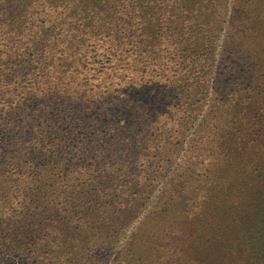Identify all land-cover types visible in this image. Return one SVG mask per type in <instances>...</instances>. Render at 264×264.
I'll return each mask as SVG.
<instances>
[{
    "label": "rangeland",
    "instance_id": "374dc122",
    "mask_svg": "<svg viewBox=\"0 0 264 264\" xmlns=\"http://www.w3.org/2000/svg\"><path fill=\"white\" fill-rule=\"evenodd\" d=\"M109 138L140 155L97 192ZM26 229L58 264H263L264 0H0V247Z\"/></svg>",
    "mask_w": 264,
    "mask_h": 264
},
{
    "label": "trees",
    "instance_id": "16d2710c",
    "mask_svg": "<svg viewBox=\"0 0 264 264\" xmlns=\"http://www.w3.org/2000/svg\"><path fill=\"white\" fill-rule=\"evenodd\" d=\"M128 114V113H127ZM112 140L111 138L107 139L104 141V143L102 144H98V147H100L101 145L105 146V148L107 149L106 152H103L102 150L97 151L95 148L96 146H90L93 148H90V154H92V158L94 159V161L99 162V166H101V168H105L106 172L103 173V176H105V180L107 181L106 183H104L100 188H98V191H110L111 188L107 187L106 185H108L110 183V179L112 185H115V188L120 187L122 180H121V176L124 174L123 170L127 167L128 164H132V158L131 160H127V155L131 156V155H135L136 152H134L131 148L130 144H126L124 148H121L119 150H117L116 148H112ZM92 150V151H91ZM122 151H129L128 154H125ZM96 153L101 154V158L98 159L99 157L96 156ZM138 154V156L140 155V152L137 151L136 155ZM138 156L136 159H138ZM98 157V158H97ZM124 157V158H122ZM142 159V158H141ZM142 165V163H141ZM109 169V170H107ZM140 173V172H139ZM148 174H150V172L147 171V173H145L144 176V180L147 179ZM116 175V176H115ZM113 177V178H112ZM109 182V183H108ZM97 190V189H95ZM115 191L114 189L112 190V194H114ZM107 201V203L109 201H111L109 203V206H112L114 209V203L117 202L115 200H104ZM104 201L102 203H104ZM185 220L186 217L184 216ZM28 229H26V231L19 233V235H14L11 236V239L7 242L6 246H2L0 247V253L2 254H7V255H11V254H16L19 251V254H30L31 256H35L37 258V260L35 261V264H58L56 262L52 261L54 259L60 260V258L63 255H67L68 256V252H70V247H54V243H50L48 242L47 244H45L46 242V237L45 236H41V237H37L34 232H28ZM50 236V234H47ZM63 237L65 239H71L72 236H70V232H65L63 231ZM261 236V235H260ZM52 238V236H50ZM44 244V245H43ZM54 244V245H53ZM52 245V246H51ZM41 246H43L42 248H40ZM58 248L62 249L61 253L62 254H58ZM42 249V250H41ZM68 251V252H67ZM67 252V253H64ZM64 253V254H63ZM264 257V256H263ZM263 260V264H264V258Z\"/></svg>",
    "mask_w": 264,
    "mask_h": 264
}]
</instances>
